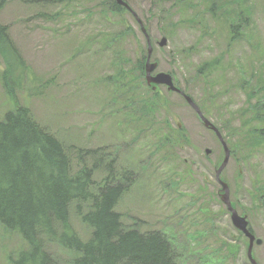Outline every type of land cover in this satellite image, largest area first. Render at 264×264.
I'll use <instances>...</instances> for the list:
<instances>
[{
  "label": "rangeland",
  "instance_id": "374dc122",
  "mask_svg": "<svg viewBox=\"0 0 264 264\" xmlns=\"http://www.w3.org/2000/svg\"><path fill=\"white\" fill-rule=\"evenodd\" d=\"M25 1L5 0L0 11V25L6 26L9 32L8 43L0 45V117L14 105L26 107L42 126L71 149L73 155L78 149H102L117 157L122 154L120 161L114 163L116 170H125L131 161L134 184L120 200L119 213L125 215L129 227H133L136 220L139 223L136 228L140 231L154 228L164 232L177 246L176 264H251L246 258L247 240L234 228L229 213L216 194L218 184L214 183V164L222 160V147L213 132L203 127L195 113L177 95H166L164 98L169 107L163 101L162 106L166 109L160 115L163 124L154 127L164 128L162 138L169 137L174 144H170V150L156 149L160 136L156 139L151 134L153 132H149L145 123L147 119L143 124H136L134 120V123L123 125L121 118L129 113L133 117L131 114L135 115L136 110L131 107L118 110L123 103L114 100L111 104L112 98L118 96L112 86L109 88L99 82L94 74L86 76L85 72H79L83 62L89 72L94 69L100 77H106L112 73L113 55L119 51V55L126 59V69L138 73L135 59L146 53L147 46L135 19L125 13L124 22L130 30L129 35L121 40L123 48H118L116 40L107 44L105 39L115 35L113 25L100 19L98 24L93 18L84 19L86 14L82 13L80 6L90 8L89 1L67 0L66 10H62L59 3L47 2L44 8H40L28 7ZM151 1L129 0L137 16L148 24L154 50L151 60L159 62V70H171L179 85L200 99L205 105L206 117L221 129L231 148L243 144L244 138L239 134H244L245 130L264 129V117L255 118L248 114L234 121L227 134L224 127L229 116L237 111L241 113L250 100L243 79L250 85L264 81V0H243L250 22L238 39L227 33L221 20H215L205 11L196 15L199 7L203 10L211 1L189 0L188 3H197L196 9L176 6L173 10L170 0H163L162 8L152 6ZM39 11L47 12L54 21L50 18L43 21L37 16ZM219 17L225 20L223 14ZM110 22L117 24L115 18ZM161 37H166L167 45L160 48L158 41ZM98 44L103 50L98 51L93 66ZM217 60L220 65L213 70ZM251 72L255 79L250 78ZM94 87H97L99 98L91 91ZM210 92L216 95L215 105L204 102ZM156 93L162 95L163 91L158 88ZM151 104L155 105L153 99ZM223 104L225 109H220ZM177 124L183 125L188 140L180 138L183 135L176 132ZM140 127H147L146 133L141 139L132 140ZM120 145H123L124 152ZM129 145L132 150L127 151ZM206 149H210V154H205ZM254 150H250V154ZM149 152L156 155L141 163L142 157H146L143 154ZM254 154L245 161L237 153L224 169L222 178L230 185L231 199L237 210L249 217L254 232L263 241L262 245L254 246L253 254L259 264H264V204L253 197L256 182L264 183V148ZM158 157H165V163ZM83 160L90 165L88 158ZM149 162L144 166L145 176L140 179L139 171ZM188 165L190 173L183 170ZM176 166L177 171L187 174L182 183L175 190L163 191L160 186L158 191L156 178L176 180ZM103 177V174L96 175L95 180ZM179 191L185 192L187 198L188 195L195 198L183 201L193 202L191 208L176 205ZM197 208L208 209L211 221ZM70 221L80 236H88L85 225L73 213ZM196 222L198 224L193 229ZM235 246L236 252L229 259L228 248L235 249ZM44 248L57 264L71 263L75 257L55 241L46 242ZM23 249L26 244L20 236L0 226V264H14ZM9 255L14 260L10 261Z\"/></svg>",
  "mask_w": 264,
  "mask_h": 264
},
{
  "label": "trees",
  "instance_id": "16d2710c",
  "mask_svg": "<svg viewBox=\"0 0 264 264\" xmlns=\"http://www.w3.org/2000/svg\"><path fill=\"white\" fill-rule=\"evenodd\" d=\"M86 1H89L90 8H83L82 5H79L82 13L86 14L84 19H87L90 14H95L99 15L103 21L109 22L115 28V35L110 39L105 38L108 41L107 44H111L116 40L117 47L123 48L121 40L129 35L130 30L124 22L125 13H127L125 9L119 6L115 0ZM125 1L136 12L135 7L132 6L129 0ZM170 1L173 2L171 5L172 10L176 9V6H183V9L187 6L192 9L197 8V3H188L189 0ZM205 1H211L209 7L203 10L199 7L196 15L200 11H205L215 20H221L227 33L232 38L238 39L250 22L247 8L242 4L243 0ZM47 2L59 3L62 10H66L68 6L67 0H26L28 6L40 5V8H44ZM151 4L156 8H162L163 0H152ZM4 5L5 0H0V11ZM220 14H223L225 20L220 19ZM37 16L43 21L51 19L50 14L47 12H39ZM191 17L194 19V16ZM111 18H115L117 24L110 22ZM140 19L148 33V24L142 18ZM51 21L54 20L51 19ZM8 38V28L0 25V45L8 43ZM119 53V51H115V58H113L114 73L112 72L102 82L111 85L115 94L118 95L112 98L111 104H114V100H116L123 103V107L118 110L126 109V107L135 109V115L131 114L133 117L129 113L121 118L120 121H123V125L135 121L136 124H143L144 119H147L145 123L149 128V132H153L151 134L156 139L160 136L158 147L155 146V148L170 150V144L172 145L174 142H170L169 137L162 138L161 134L164 128L154 127L156 124H163L164 120L160 119V115L166 111L165 107L162 106L163 101L166 102L167 107L169 106L164 96L156 97L154 96L156 92L149 87V91L146 88L143 80L144 54L141 55L142 57L135 59L134 65L137 66L138 73L134 74L126 69V59ZM214 64L213 70H217L220 62L217 60ZM204 71L205 66L202 67V72ZM167 72L172 76L175 85L192 98L206 117L203 109L205 105L201 103L200 99H197L191 92H186L179 85L178 78L171 70ZM250 76V78H256L253 72L250 73ZM243 81L250 100L245 109L240 111L241 113L237 111L231 114L224 123L226 134L231 131L232 123L241 120L242 116L248 114V116L255 118L264 117V81L255 82L253 85L247 83L248 81L246 82L245 78ZM152 99L155 105L151 104ZM253 101L255 102L253 103ZM204 102L215 105L216 95L210 92ZM222 108L225 109V104L221 105L220 109ZM129 111L132 110L129 108ZM138 111L141 113L140 115L136 114ZM120 121L118 123L122 124ZM165 125H167V122ZM214 126L225 142L221 129L215 124ZM147 127H140L138 135L132 140L141 139L146 133ZM132 128L134 129V126ZM176 132L183 135L180 137L181 139L187 138L183 125L180 128L178 127ZM239 136L244 138L243 144H237L234 148L227 145L231 153L230 160L234 159L238 153L240 159L246 161L254 156L259 148H264V129L245 130L244 134H239ZM253 144L256 145L255 148L251 147ZM252 149H255V152L250 154L249 151ZM126 150H132V145H129ZM122 151L124 152V148ZM143 155L147 158L142 157L141 163L155 156L156 153L149 152ZM121 157L122 154L117 157L112 152H104L102 149L85 151L78 149L73 155L70 148H66L53 134L43 128L29 110L23 106L15 105V108L1 115L0 226L11 233L19 235L28 246L27 251H23L18 255L14 264H57L44 248V244L48 241L57 242L62 248L75 256L72 262L67 264H176L178 259L177 246L164 232L154 228L140 231L136 228L139 224L136 220H134L133 227H129L125 223L126 218L119 213L117 206L133 186L135 179L131 161L129 164L127 163L128 166L125 170L114 168V163H118ZM83 158H88L90 165ZM158 158L160 162H164L163 159H166L165 157ZM221 158H223V153ZM220 163L218 161L214 164L215 170ZM149 164L150 162L143 164V170L139 171L141 174L140 179L145 176L144 166ZM186 167L183 170L190 173L191 168L189 165ZM177 169L176 166V176H178L176 180L168 179L164 181L160 180L159 176L156 178L155 186L158 191L160 186L163 191L166 189L175 190L182 183L187 174L184 171H177ZM99 174H103L104 177L97 181L95 177ZM221 179L228 185L230 190V185L222 178V174ZM257 182L254 186L253 197L263 205L264 183ZM214 183L216 184L215 181ZM221 193V187L217 185L216 194L219 199ZM190 198L195 200L193 196L188 195L187 198L185 192L179 191L176 195V205L191 208L193 202H183ZM179 199L181 200L178 201ZM231 202L237 213L245 217L250 233L259 239L251 226L249 217L237 210L232 199ZM197 209L200 214L206 215L204 217H208L211 221L212 217L208 209ZM72 213L83 226L85 225L84 227L89 232L88 238L80 236L72 227L70 221ZM198 222L192 225L193 229ZM207 233L208 231H205V234ZM259 240L261 241L260 245H262L263 241ZM235 252L236 246L235 249L228 248L229 259L233 257ZM253 253L254 247L252 258L256 264H259ZM8 257L10 261L14 260L10 259L11 255ZM236 262H239V260H236Z\"/></svg>",
  "mask_w": 264,
  "mask_h": 264
},
{
  "label": "water",
  "instance_id": "95a60500",
  "mask_svg": "<svg viewBox=\"0 0 264 264\" xmlns=\"http://www.w3.org/2000/svg\"><path fill=\"white\" fill-rule=\"evenodd\" d=\"M117 3L119 5H123L124 7H127V5L122 1V0H116ZM137 21L140 23V21L137 19ZM141 31L142 33L145 35L147 43H148V55H147V62H146V80L148 84H155L156 85H165L168 87L169 91H173V92H180L173 84L172 82V78L169 74L164 73V72H159L155 75H152V72L156 69V64L155 63H150V56H151V52H152V46L148 40V37L146 36L145 30L142 28L141 26ZM166 44V39L162 38L159 42L158 45L159 47H163ZM183 97L185 99V101L187 102V104L190 106V108L196 113V115L198 116L199 120L201 121V123L203 124V126L209 130H211L217 137V139L219 140L222 148H223V152H224V158L223 161L220 165V167L218 168V170L216 171V179L219 180V175L220 173L223 171V169L226 167L228 161H229V156H230V152L227 148L226 143L224 142V140L222 139L221 135L219 134L218 130L212 125V123L210 121H208L203 114L201 113L200 109L196 106V104L192 101V99L186 95L183 94ZM206 154H209L210 151L206 150L205 151ZM223 187V195H222V201L225 205V207L227 208V210L229 211V213L231 214V222L233 224V226L239 230L242 234L245 235V237L248 238L249 240V247H248V258L250 259L252 264H256L254 261H252L251 258V251L252 248L254 246V243L259 245L261 244L260 240H256L255 241V237L249 232L248 228H247V221L245 219V217H240L236 211H234L232 209L231 203H230V199H229V191H228V187L225 184H222Z\"/></svg>",
  "mask_w": 264,
  "mask_h": 264
},
{
  "label": "flooded vegetation",
  "instance_id": "af4514ba",
  "mask_svg": "<svg viewBox=\"0 0 264 264\" xmlns=\"http://www.w3.org/2000/svg\"><path fill=\"white\" fill-rule=\"evenodd\" d=\"M176 94V93H175ZM176 95H178V94H176ZM179 96V95H178Z\"/></svg>",
  "mask_w": 264,
  "mask_h": 264
},
{
  "label": "bare ground",
  "instance_id": "6f19581e",
  "mask_svg": "<svg viewBox=\"0 0 264 264\" xmlns=\"http://www.w3.org/2000/svg\"><path fill=\"white\" fill-rule=\"evenodd\" d=\"M167 245V244H166ZM77 246V245H76ZM71 248V247H70Z\"/></svg>",
  "mask_w": 264,
  "mask_h": 264
}]
</instances>
